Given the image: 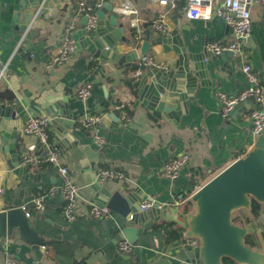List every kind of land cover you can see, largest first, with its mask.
I'll return each mask as SVG.
<instances>
[{
    "label": "crops",
    "instance_id": "1",
    "mask_svg": "<svg viewBox=\"0 0 264 264\" xmlns=\"http://www.w3.org/2000/svg\"><path fill=\"white\" fill-rule=\"evenodd\" d=\"M107 2L110 0H0V76L4 77L0 89L4 90V81L11 78L19 84L21 92L27 90L36 97L45 90L59 88L62 94L59 109L66 111L73 138L68 141L58 138L57 127L50 122L49 146L55 148L49 153H58L59 164L68 167L82 195L78 216L69 220L63 213L62 194L54 191L61 182L58 166L46 158L49 153L42 146L37 147L36 137L30 135L31 145L26 148L23 159L35 164L31 172L39 173L40 177L23 176L10 187L6 182L0 196L8 206H23L34 217L35 228L47 244L40 247L43 254L40 261L16 231L2 240L0 264H5L8 255L15 257L18 264H194L178 256L187 246L188 238H185V228L175 220L159 221L152 216L135 225L131 215L124 217L112 210V219L90 215V204L97 202L88 188L85 167L92 166L94 161L92 168L98 176L100 168L122 173V179H103L114 181L113 189L123 183L128 188H139L154 200L169 203L180 213L191 212L193 202L188 196L192 178L188 172L195 171L208 180L245 154L257 139L250 119L252 104L236 107L224 118L218 92L235 96L241 91L246 84L242 70L245 60L253 65L264 87V4L252 7L253 30L245 44L244 58L226 53L208 54L207 74L202 83L199 81L187 111L177 119L153 113L142 104L135 106L138 97L134 89L138 87L140 75L153 69L141 63L140 47L146 40V30H151L147 56L168 62L170 69L177 58L174 43H159L156 38L169 37L176 31L187 51L202 54L207 52L211 41H231V28L217 17H188L187 0H175L168 6L148 0H130L136 13L128 15L116 11L125 30L118 35L113 49L125 56L123 62L102 59L88 48L78 47L64 63L54 64L52 58L60 53L68 25L76 26L75 34L83 28L87 16L81 4L91 6L94 12L97 3L103 7ZM114 11V8L107 9L108 16ZM161 14H165L167 32L152 28ZM135 19L136 27L132 25ZM97 25L103 23L98 20ZM133 28L138 32L136 38L132 37ZM123 37L128 38V42ZM132 53L137 55L136 59L126 58ZM130 80L135 84L133 87ZM86 83L92 85V94L80 98L77 89ZM44 106L41 105L42 110ZM124 109L127 110L126 120L121 119ZM113 112L123 125L114 126L111 118H105ZM90 114L102 117L96 124L85 127L82 120ZM30 116L53 115H44L41 111ZM96 136L103 142L98 143ZM184 152L190 154V161L178 178L172 180L164 176V164ZM38 195H46L45 207L41 210L32 202ZM145 201L148 200L141 204ZM172 222L176 225H170ZM250 222L258 226L252 235L253 245L264 246V205ZM126 226L138 228L135 244L126 238L123 232ZM175 229L180 236L169 240V233ZM124 238L133 246L129 252L119 248Z\"/></svg>",
    "mask_w": 264,
    "mask_h": 264
},
{
    "label": "water",
    "instance_id": "2",
    "mask_svg": "<svg viewBox=\"0 0 264 264\" xmlns=\"http://www.w3.org/2000/svg\"><path fill=\"white\" fill-rule=\"evenodd\" d=\"M115 4L116 0H110L103 7L95 5L94 12L103 25L87 31L85 26L88 19L85 18L83 28L74 34V38L78 41L79 49L86 47L102 59L112 58L123 62L125 56L116 52L113 46L125 26L119 22L116 11L109 16L107 14V9L112 10ZM150 36L151 30L147 29L146 40L140 47L141 57L146 56L151 48ZM123 39L128 42V38ZM180 40L176 31L169 37L156 38L159 43L173 42L177 58L169 70L153 68L149 73L140 75L138 87L134 89L138 97L135 106L142 104L153 113L177 119L187 111L199 81L202 83V78L207 74L205 62L210 53L189 52ZM137 44L136 39L133 45L136 47ZM131 57L136 59L137 55L132 53L126 58ZM1 80H4L3 76H0ZM4 84L6 88L0 89V190L6 182L10 187L14 181L20 182L23 176L34 179L40 177L39 173L31 172L35 164L23 159L26 148L31 145L30 135L24 132L30 114L41 111L44 115L52 114L51 123L57 127V137L63 141L73 138L69 132L66 111L59 109L62 101L59 88L45 90L36 97L27 90L21 92L14 78L4 81ZM41 105H45V110H42ZM105 118H111L114 126L123 125L114 112L105 115ZM35 140L37 147L42 146L48 153L55 148L42 143L37 137ZM57 145L60 146L58 142ZM91 163L92 166L85 167L87 185L98 204L124 217L131 215V222L135 225L152 216L159 221L175 220L185 228V238L198 242L193 248L186 246L181 249L178 254L180 259L194 264H264V246H255L247 241L258 230L257 224L234 219V214L239 210L251 211L254 201L264 205V133L257 135L254 145L245 154L191 195V212L180 213L169 203L154 200L139 188H128L123 183L118 189H113L115 182L103 180L92 168L94 161ZM143 200L154 201L150 210L140 211ZM16 231L41 261L43 254L40 247L46 246L47 241L37 232L34 217L23 206H8L0 196V249L2 240ZM137 231L136 226H126L123 230L132 244L138 240Z\"/></svg>",
    "mask_w": 264,
    "mask_h": 264
},
{
    "label": "built area",
    "instance_id": "3",
    "mask_svg": "<svg viewBox=\"0 0 264 264\" xmlns=\"http://www.w3.org/2000/svg\"><path fill=\"white\" fill-rule=\"evenodd\" d=\"M174 1L175 0H148V2L160 6H168ZM255 4H264V0H187L186 14L190 18L211 19L212 17H217L225 21L231 28L232 40L229 42L211 41L207 44V52L217 55L226 53L243 59L246 41L252 35V7ZM81 5L88 19L85 28L87 31H91L96 28L98 17L95 12H93L91 6L85 3ZM97 5L100 6L101 3H97ZM114 10H119L128 15L137 12V10L132 7L130 0H116ZM132 25L134 27L137 26L136 19L132 21ZM152 28L159 32H167L165 14H161L159 18L153 22ZM75 30L76 26L72 23L66 28L60 53L52 58L54 64L64 63L69 58L70 54L78 48V41L74 38ZM141 63L163 70H169L170 67L168 62H160L147 55L141 58ZM242 70L245 75L246 84L237 95L228 96L222 91L218 92V97L222 105L221 114L224 118H228L236 107L244 104H252L253 107L251 109L250 119L253 132L258 135L259 133H264V87L251 63L246 60L243 61ZM91 94L92 85L90 83H86L84 86L77 89V95L80 98H87ZM101 117L102 116L99 114L87 115L82 120V124L85 127H90L99 122ZM121 119H127V110H123ZM50 122L51 118L47 116H30L25 124L24 132L37 137L42 143L49 146L50 133L48 125ZM96 140L98 143L103 142L100 136H96ZM48 159L51 163L58 166L61 182L54 191H59L63 196V213L69 220L75 219L79 214L78 202L82 197L80 188L71 179L68 167L59 164L58 153H49ZM189 161L190 154L184 152L166 162L162 167V173L164 176L176 180L182 168L188 164ZM188 175L192 178V189L188 196L190 198L191 195L202 188L209 179L202 178L195 171L188 172ZM99 176L102 179L124 178L122 173L115 172L108 168H100ZM45 197L46 195H38L32 200L33 206L37 210H41L45 207ZM153 204L154 201L148 200L143 202L140 205V211L150 209ZM89 214L104 219H112L113 217L112 211L107 206L95 202L90 204ZM186 244L193 248L198 245V242L195 239H188ZM119 248L123 252H129L132 250L133 246L124 238ZM5 264H18V261L12 255H8Z\"/></svg>",
    "mask_w": 264,
    "mask_h": 264
},
{
    "label": "trees",
    "instance_id": "4",
    "mask_svg": "<svg viewBox=\"0 0 264 264\" xmlns=\"http://www.w3.org/2000/svg\"><path fill=\"white\" fill-rule=\"evenodd\" d=\"M137 31L133 28L132 29V37L137 36ZM91 66H94V63H91ZM132 87L135 85L133 84V81L130 80L129 82ZM261 210V205L258 204L257 202H253V208L250 212L246 211V210H239L237 211L236 214H234V219L237 222H245V223H249L250 221H252L253 217H257L258 214L260 213ZM170 225H176L174 222L170 223ZM180 236L178 229L172 230V232L169 233V240L171 239H175L178 238ZM247 241L253 245L252 242V235L248 237Z\"/></svg>",
    "mask_w": 264,
    "mask_h": 264
},
{
    "label": "rangeland",
    "instance_id": "5",
    "mask_svg": "<svg viewBox=\"0 0 264 264\" xmlns=\"http://www.w3.org/2000/svg\"><path fill=\"white\" fill-rule=\"evenodd\" d=\"M236 213H237V212H236ZM236 213H235V214H236Z\"/></svg>",
    "mask_w": 264,
    "mask_h": 264
}]
</instances>
